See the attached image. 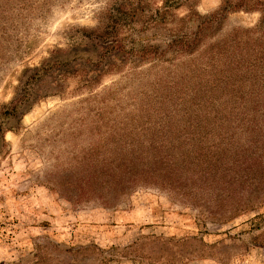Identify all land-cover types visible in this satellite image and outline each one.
Listing matches in <instances>:
<instances>
[{
    "label": "rangeland",
    "instance_id": "374dc122",
    "mask_svg": "<svg viewBox=\"0 0 264 264\" xmlns=\"http://www.w3.org/2000/svg\"><path fill=\"white\" fill-rule=\"evenodd\" d=\"M236 1L0 0V107L38 91L0 132V264H264V198L218 222L103 187L223 131L264 159V24Z\"/></svg>",
    "mask_w": 264,
    "mask_h": 264
},
{
    "label": "trees",
    "instance_id": "16d2710c",
    "mask_svg": "<svg viewBox=\"0 0 264 264\" xmlns=\"http://www.w3.org/2000/svg\"><path fill=\"white\" fill-rule=\"evenodd\" d=\"M245 1L237 0L229 9L259 8V25L264 24V2L258 5L246 4ZM214 16L211 14L205 18L203 25L208 26ZM36 71L40 70L27 68L25 74ZM32 89L22 97H15L9 104L0 107V132L3 133L9 128L8 119L13 118L18 122L21 114L31 107V103L23 101L30 99V96H36L38 91ZM219 136V142L191 150L187 155H179L178 158L169 157L167 154L153 155L140 170L137 161L129 160L123 166L126 177L111 176L103 187L109 188L112 195L119 188L131 189L146 180L159 181L164 188L179 189L180 196L203 210L207 218L218 222L227 221L258 207L264 198V159L250 157L255 145L253 140H249L246 148L234 147L249 150L250 153L241 156L240 152L231 147L233 134L223 131Z\"/></svg>",
    "mask_w": 264,
    "mask_h": 264
}]
</instances>
